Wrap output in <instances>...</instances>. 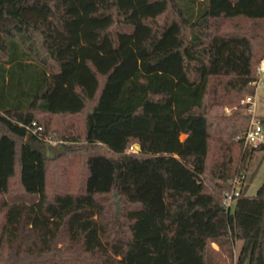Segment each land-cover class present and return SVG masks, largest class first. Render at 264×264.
Wrapping results in <instances>:
<instances>
[{
  "label": "trees",
  "instance_id": "16d2710c",
  "mask_svg": "<svg viewBox=\"0 0 264 264\" xmlns=\"http://www.w3.org/2000/svg\"><path fill=\"white\" fill-rule=\"evenodd\" d=\"M263 57L264 0H0V264H264Z\"/></svg>",
  "mask_w": 264,
  "mask_h": 264
},
{
  "label": "rangeland",
  "instance_id": "374dc122",
  "mask_svg": "<svg viewBox=\"0 0 264 264\" xmlns=\"http://www.w3.org/2000/svg\"><path fill=\"white\" fill-rule=\"evenodd\" d=\"M234 107L235 105L231 106L227 104H222V105L214 106L212 110L214 112L229 113ZM254 108H255V112L253 115L255 119L257 118L262 122V119H264V79L261 80L256 87L255 94H254ZM245 111L247 112V109ZM262 123L264 125V122ZM67 145H69V142L66 140L55 139L53 138L52 135H47L46 137V150L50 156H53L57 154L58 152L62 151ZM254 154H255L254 158L251 162V166L249 170L247 171V174H246L247 177L245 178L244 183L246 182L248 178L249 171L255 166L257 160L261 156L260 151H256ZM261 163L252 181L250 182L251 184H250L249 190L251 192H254L256 187L260 185V182L264 179V161L263 162L261 161ZM238 186H239V181L236 179H232L230 189H227L225 191H230L233 188L236 189ZM212 246L214 245L212 244ZM239 247H240V240H234L233 242L228 241V242L223 243L221 248L218 250L219 252L216 254L217 262L219 264H235V259H236V255L239 250Z\"/></svg>",
  "mask_w": 264,
  "mask_h": 264
},
{
  "label": "built area",
  "instance_id": "2783aa9c",
  "mask_svg": "<svg viewBox=\"0 0 264 264\" xmlns=\"http://www.w3.org/2000/svg\"><path fill=\"white\" fill-rule=\"evenodd\" d=\"M255 79L248 85V92L240 99L241 103L248 104L247 112L250 114V122L244 132V143L256 145L259 142H264V125L259 119L254 117V94L257 85L264 79V57L261 58L255 68ZM40 128V126H38ZM137 145L132 143L127 147V151H135ZM237 188H233L230 191H225L223 194V202L228 206L231 204L233 195L237 194Z\"/></svg>",
  "mask_w": 264,
  "mask_h": 264
},
{
  "label": "crops",
  "instance_id": "0c3cea01",
  "mask_svg": "<svg viewBox=\"0 0 264 264\" xmlns=\"http://www.w3.org/2000/svg\"><path fill=\"white\" fill-rule=\"evenodd\" d=\"M263 161H264V158H263L262 162H263ZM261 164H262V163H261ZM259 166H260V165H259ZM258 168H259V167H258ZM261 182H262V181H261ZM261 182H260V183H261ZM250 184H251V183H250ZM250 184H249V186H248V188H247V193H248V194H252V193H254V192L256 191L257 187L259 186V185H258V186L256 187V189H255L254 192H251V191L249 190ZM211 244H213V245L215 246V247L213 246L215 249L218 248V245H217L215 242H212Z\"/></svg>",
  "mask_w": 264,
  "mask_h": 264
}]
</instances>
